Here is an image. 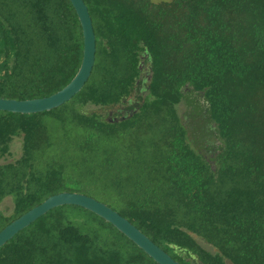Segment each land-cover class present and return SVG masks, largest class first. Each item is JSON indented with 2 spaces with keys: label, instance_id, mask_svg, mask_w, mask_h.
I'll use <instances>...</instances> for the list:
<instances>
[{
  "label": "trees",
  "instance_id": "trees-1",
  "mask_svg": "<svg viewBox=\"0 0 264 264\" xmlns=\"http://www.w3.org/2000/svg\"><path fill=\"white\" fill-rule=\"evenodd\" d=\"M83 2L95 53L82 87L47 111L0 110V157L20 138L19 156L0 164V201L12 203L0 229L73 191L67 170L87 159L44 155L54 134L81 136L86 152L92 139L115 138L139 170L126 197L116 183L112 209L180 264H264V0ZM81 49L69 0H0V98L58 90ZM0 264L157 263L101 217L65 204L2 244Z\"/></svg>",
  "mask_w": 264,
  "mask_h": 264
},
{
  "label": "water",
  "instance_id": "water-1",
  "mask_svg": "<svg viewBox=\"0 0 264 264\" xmlns=\"http://www.w3.org/2000/svg\"><path fill=\"white\" fill-rule=\"evenodd\" d=\"M69 2L78 19L82 37L81 59L75 73L66 84L49 95L25 99L0 98L1 111L29 114L50 110L69 100L88 78L95 53V38L91 19L83 0H69ZM65 204L80 206L101 217L157 264H180L125 217L105 203L88 195L70 191H61L47 196L40 203L4 225L0 229V246L40 215L56 206Z\"/></svg>",
  "mask_w": 264,
  "mask_h": 264
},
{
  "label": "rangeland",
  "instance_id": "rangeland-1",
  "mask_svg": "<svg viewBox=\"0 0 264 264\" xmlns=\"http://www.w3.org/2000/svg\"><path fill=\"white\" fill-rule=\"evenodd\" d=\"M132 98H135L133 95ZM118 109V107L113 108V110ZM84 111H95L98 112L97 107L85 106ZM111 110V109H109ZM176 110L178 114H182L187 110L185 102L182 100L176 105ZM50 116L46 115L44 117L45 121L51 122ZM53 124V123H52ZM54 134V133H53ZM122 140L115 138L108 139H92L90 141V150L86 152V146L81 136L77 135H53L51 138V145L47 147L44 155H49L51 152L61 153L65 158L63 160L69 161V157L81 158L84 154L87 161L83 162H73L75 167L69 168L67 173L72 174L73 179L71 180V185L69 188L72 192H78L94 199L101 201L108 205L109 207H115V204L120 200L119 198L121 191L117 189L116 183L120 181L121 185L125 188V197L128 191L132 190L131 178L135 177L138 173L137 161L131 158H122ZM84 143V145H83ZM82 146L83 151L80 150ZM119 151L120 154L116 153ZM10 154L0 157V164L7 161H12L17 158L20 154V138L15 137L9 144ZM86 153V154H85ZM107 155L108 164L107 166L101 165L99 161H102V154ZM114 153V154H113ZM50 157L48 158V160ZM69 164V163H67ZM76 166L79 168L76 170ZM132 181V180H131ZM12 203L9 196H5L0 201V211L4 215H8L11 211ZM204 247H208L202 244ZM211 250V248L208 247Z\"/></svg>",
  "mask_w": 264,
  "mask_h": 264
},
{
  "label": "flooded vegetation",
  "instance_id": "flooded-vegetation-1",
  "mask_svg": "<svg viewBox=\"0 0 264 264\" xmlns=\"http://www.w3.org/2000/svg\"><path fill=\"white\" fill-rule=\"evenodd\" d=\"M123 109H119V111H122Z\"/></svg>",
  "mask_w": 264,
  "mask_h": 264
}]
</instances>
